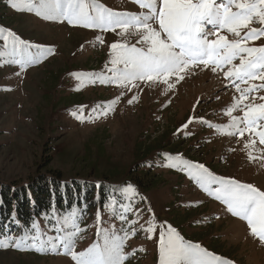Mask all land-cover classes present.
<instances>
[{
    "label": "rangeland",
    "instance_id": "374dc122",
    "mask_svg": "<svg viewBox=\"0 0 264 264\" xmlns=\"http://www.w3.org/2000/svg\"><path fill=\"white\" fill-rule=\"evenodd\" d=\"M99 2L116 11H144L133 0ZM251 27L261 25L254 22ZM0 28L32 44L54 48L46 59L23 70L8 63L10 57H0V181L22 184L36 174L59 172L72 184L74 178L104 179L111 184L110 199L91 206V214L86 212L80 224L86 231L76 241L77 252L98 240L99 228L114 226L119 231L123 227L130 233L134 228L135 235L125 242V264H160V232L171 226L185 241L199 244L232 264H264V243L251 235L247 222L228 213L226 206L204 192L186 170L167 166L179 156L203 164L217 176L264 191V145L259 137L249 132L243 137L228 135L230 128L215 127L230 124L231 117L225 110L241 95L223 71L213 73L211 66L194 67L179 83L172 77L171 90L163 82H136L137 87L129 88L98 80L92 83L87 74L111 75L105 66L111 67L113 42L131 45L139 37H121L119 29L116 33L101 32L71 26L66 20H44L34 12L14 9L10 0L0 3ZM221 34L236 39L232 34ZM98 36L103 37L102 44L96 40ZM11 39L0 37V51H7ZM261 45L264 37L248 42L250 47ZM234 63L239 64V60ZM235 83L242 89L255 86L259 90L247 93L233 116H242L245 104L264 103L260 99L264 88H259L264 81ZM118 97L106 115H98ZM252 140L255 144L250 143ZM148 147L155 151L141 161ZM144 169L152 172V184L146 188L138 183ZM129 185L135 194L128 191ZM130 202L133 211L127 219L137 221L131 228L119 219V206ZM149 221L156 226L154 233L143 230ZM41 230L48 236L56 235L46 224ZM11 235L19 237L17 233ZM0 264L75 262L68 255L9 247L0 248Z\"/></svg>",
    "mask_w": 264,
    "mask_h": 264
},
{
    "label": "snow or ice",
    "instance_id": "6c2138e0",
    "mask_svg": "<svg viewBox=\"0 0 264 264\" xmlns=\"http://www.w3.org/2000/svg\"><path fill=\"white\" fill-rule=\"evenodd\" d=\"M133 2L144 11H116L99 0H10L14 9L34 12L44 20L61 23L66 20L71 26L98 29L101 32L116 33L119 29L117 34L121 37H139L137 43L131 45L127 42H113L110 45L111 67L105 66L111 75L87 74L92 83L98 80L101 84H117L121 88H129L137 87L136 82H163L171 90L174 83L169 80L175 77V83H179L194 67L211 66L213 73L223 71L224 76L235 84L236 91L241 95L225 110L231 117L230 124L215 127L218 130L230 128L228 135L240 137L245 132L254 133L259 137L260 144L264 145V103L245 104L241 109L242 116L232 115L240 108L242 101L247 99V93L259 90L255 86L242 89L235 82L247 84L257 79L264 81V45L248 46L249 41L264 37V0ZM254 22H258L261 27H251ZM222 32L232 34L236 39L229 40ZM0 37L5 41L12 37L6 45L7 51H0V57H10L7 62L19 65L21 70L40 63L54 53L52 46L32 44L19 38L11 30L0 28ZM96 40L103 43L102 36H98ZM236 60H239V64L234 63ZM259 88H264V84ZM260 99L264 100V97ZM118 100L119 97L110 102L108 108L98 115H106L107 110H111ZM188 123H192V120ZM204 123L213 126L207 121ZM183 127L187 128L188 124ZM250 143L255 144V140ZM167 166L186 170L204 192L222 202L228 213L246 221L251 235L264 243V191L252 184L217 176L203 164L191 163L179 156ZM128 191L135 194L131 185L128 186ZM119 207L122 209L119 219L128 223L131 228L137 222H129L127 219V214L133 211L131 202ZM136 215L139 217L140 213L137 211ZM45 219L56 221L52 226L56 235L48 236L42 232L39 222L33 220L21 236L13 237L9 234L0 239V248L14 247L20 251L68 255L75 264H125L128 259L124 247L130 235H135L134 228L131 233L123 227L119 231L114 226L99 228L98 240L86 250L77 252L76 241L86 231L80 227L81 210L73 207L61 215L53 208L51 216L45 213ZM97 219L99 220V215ZM11 223H19L15 214L12 215ZM148 223L149 226L143 230L154 233L155 224L152 221ZM159 261L160 264H232L199 244L185 241L171 226L160 232Z\"/></svg>",
    "mask_w": 264,
    "mask_h": 264
},
{
    "label": "trees",
    "instance_id": "16d2710c",
    "mask_svg": "<svg viewBox=\"0 0 264 264\" xmlns=\"http://www.w3.org/2000/svg\"><path fill=\"white\" fill-rule=\"evenodd\" d=\"M1 2L2 0H0ZM164 143L162 142V144ZM152 149L153 147L144 149L141 161L155 151ZM91 169H94V173H98L95 167ZM140 173L142 181L137 179L138 183L144 188L150 186L152 180L149 179L152 172H146L144 169ZM64 180L66 179H63L62 174L57 172L55 174H36L33 179L22 184L0 181V236L12 233L21 236L30 227L33 220L39 222L40 228H43V224L52 227L56 221L45 219V213L51 216L53 208L62 215L70 211L76 204V207L82 212L83 220L86 218L87 211L91 214V206L95 207L110 199L112 187L104 179L87 181L74 178L73 184ZM13 214L18 220V224L11 223Z\"/></svg>",
    "mask_w": 264,
    "mask_h": 264
}]
</instances>
